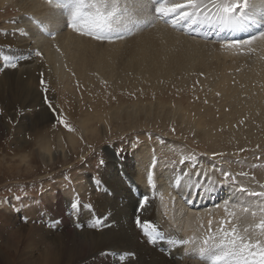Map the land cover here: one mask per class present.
I'll return each instance as SVG.
<instances>
[{"label":"rangeland","instance_id":"obj_1","mask_svg":"<svg viewBox=\"0 0 264 264\" xmlns=\"http://www.w3.org/2000/svg\"><path fill=\"white\" fill-rule=\"evenodd\" d=\"M8 8V12L1 14L0 23L4 19L12 17V8L9 4ZM3 32L4 30L0 25V34L4 35ZM214 41L216 40H213L212 44L217 45V47L220 46L218 42H215V44ZM253 54L256 55V52ZM245 55L247 57H244L242 61L231 63L223 71L219 69L220 65H212L210 69L215 71L216 75H206V73L203 74L204 72H199V70L183 74L178 72V74L175 73L168 77V79H161L162 81L157 82L152 81L150 78L147 80H137L132 75L124 76L121 80L115 78L111 80L104 79V81L103 78L94 76V83L90 84V87L94 90L91 89L89 91L83 88L84 86L80 82L76 83V81L74 82L72 80L70 81L71 87H69L73 88L75 92L77 91V95L73 96V98L76 97L75 99L72 98L69 87L62 86L64 88L62 89L61 85L58 84L53 76L49 79L45 78L44 75L43 78L48 87L47 96L54 105L62 109L68 119L70 118L68 115L70 108H79L76 116L82 117L85 113H92L93 108L98 113H102L108 111L110 107H120L127 103H134L135 101H141L142 103L161 102V104L165 105L164 109L170 106H178L181 111L189 113L193 118L191 120L192 124H188L187 122L179 123L182 119L179 116L180 114L174 116V118L170 117L165 119L163 122H159L155 117L145 123L146 125H142V122H140L136 129L129 128V125L126 126V124L116 122L113 124L116 126V130L111 128V123L107 120L104 129L103 127H99L98 120L94 118V130L87 131L84 136L80 133L79 127L74 126L76 131L73 134L80 137L83 136V143L80 138H77L78 142L75 141L72 147L66 135L68 131L63 126H57V128L53 129L54 118H51L48 124L43 122L45 127H41L47 133V138L49 137L50 151L51 153L53 152L51 160H48V156H45L41 152L38 145H36V139H33L40 131L39 124L35 125L36 132L29 129V123L38 111L39 104L45 105V93L41 90L40 85L41 78L39 80H33L35 82L30 87L26 85L27 89L31 90L29 92L34 91L32 92L33 96L25 100L22 98L23 90L21 91V87L17 85L15 79L14 82L11 81L6 86L3 83V78L5 77L0 76V264L38 263L44 244L47 241H52L54 237L60 235L62 232L61 223L58 222L59 216L56 212L60 205L59 201L62 203L64 209L63 214L66 219V224L69 228L78 231L80 234H82L81 229H84L86 226V230L91 228L89 224L98 212L96 206L101 209L99 211L100 214H108L110 200L109 179L112 174L118 177L120 168H126V164L125 160L123 165H118L114 162L113 149L107 142H115L116 147H120L123 143L127 150V143L117 139L121 136L128 137L130 141L138 135L142 141L141 145L146 146L150 144L152 147H155L157 155L161 156L162 159L166 156L177 158L173 153L168 151V148L173 146L177 150L207 154L199 157L201 162L205 164L209 162L210 154L214 151L231 154L240 148H244L246 151L240 153L239 158L246 160L247 163L237 164L233 162L230 164L231 169L234 172L241 170L250 171L255 175L257 181L264 183V168L253 169L250 167L252 163L264 162V144H261L259 151L256 150V140L264 143V126H262L264 123L261 124L258 117L252 116V111L246 112L248 107L258 104L256 102L257 96L255 95L259 92L258 90L264 89V82L259 84L256 81H249L251 83L248 82L249 85L248 83L247 85L243 84L246 81H243L242 84H240L241 82H236V85L232 88L234 91L231 89L232 93L230 89L224 91L215 85L219 81L218 78L221 79V75L218 76V74L222 73L225 76L228 75L231 78L232 76L235 78L238 69L247 65L249 56L254 58L251 54ZM251 58L248 59L249 62L252 61L253 58ZM2 73L0 71V75ZM22 80L25 81V78H22ZM222 83L223 79L220 81V86ZM254 86L255 88L258 86V90H254ZM245 90L247 92L250 91V93L244 92ZM77 96L84 101L77 100ZM67 101H70L69 104L71 106ZM23 116L26 117V120H22ZM196 123L200 125L198 128L194 127ZM120 125L122 128L118 127ZM123 125L125 126L123 127ZM173 128L175 132L172 131ZM149 132L152 134V139H149L146 135ZM157 136L164 138L166 141L165 147L162 148L160 143L156 141ZM87 144H91L98 154L102 153L104 159L107 161L106 165L99 171L96 169V161L99 156L89 158L90 166H79L77 164L80 149L83 148L85 153L88 152ZM65 145H67V148H65ZM220 148L228 151H219ZM62 149L66 157L62 156ZM151 149L149 148V151ZM66 152H70L71 154L67 155ZM108 154L110 156L109 158H112L111 161L108 160ZM256 155H261L262 160L257 161L254 159ZM131 157L133 161V154L129 152L125 159L131 161ZM225 159L235 161L237 157L229 155ZM69 164L73 165L68 170V174L71 177V185L66 188L65 171ZM225 167H229V165H225ZM95 176H99L105 181V187L108 189L107 192L96 190L93 183V177ZM240 179L243 183L248 184L246 178ZM251 186L259 190L256 184H252ZM73 191L78 193L80 197V205L76 211L71 209ZM118 193L119 191H116L114 196H117ZM222 199L216 202H220ZM105 202L107 205L104 204ZM87 204H91L92 208H85L84 205ZM213 207L211 204V208ZM102 208H106V210H102ZM132 208L134 214L137 215L134 205ZM25 218H27V222H25ZM154 223L159 225L161 231L168 233L159 219L155 218ZM78 224L82 228L77 227ZM204 224L206 225L207 223L204 222ZM34 228H39V230H34ZM89 230L94 233V228ZM11 234L12 237L10 236ZM146 242L151 246L148 241ZM147 244L145 243V245ZM153 248L160 253L169 252L167 245L164 243L159 244L158 242L157 247ZM161 248L165 250L161 251ZM89 255H84L83 257L86 256L84 260ZM181 259L183 260V256Z\"/></svg>","mask_w":264,"mask_h":264},{"label":"bare ground","instance_id":"obj_2","mask_svg":"<svg viewBox=\"0 0 264 264\" xmlns=\"http://www.w3.org/2000/svg\"><path fill=\"white\" fill-rule=\"evenodd\" d=\"M8 4L12 8L13 15L0 23L2 29L7 30L6 35L0 34V45H11L13 48L24 50L39 46L44 54L43 60L33 57L21 62L15 69L5 68L0 75L5 77L3 78V83L6 86L11 81L14 82L15 79L17 85L21 87V91L23 90L22 98L25 100L31 98L33 96L32 92L34 91L29 92L30 89L28 90L26 85L29 87L32 86L35 82L33 80H39L41 78V73H43V76L45 75V78L50 79L53 76L61 87H69L70 81L73 80L74 82L76 81V83L80 82V84L84 86L83 88L89 91L93 89L90 87V84L94 83V76L103 78L104 81V79L111 80L115 78L121 80L124 76L132 75L137 80H147L150 78L152 81L154 80L157 82L161 79H168V77L175 73L178 74V72L183 74L199 70V72H204L203 74L206 73V75H216V72L210 69L212 65H220L219 69L223 71L227 69L231 63L242 61L244 57H247L245 54H248L240 53L235 49L226 50L222 49L220 46L217 47V45L212 44V41L216 40L215 36L205 39L187 35L182 31H175L171 29L170 26L160 22H156L154 26L145 27L143 30L133 34L132 37L125 38L119 42L108 43L96 41L68 29L65 26L64 16L59 11L33 7V0H0V19L3 12L9 11ZM26 14H34L46 21H50L52 30L56 32L55 40L46 35H36V27L31 23ZM18 28H24L33 33L32 39L29 40L27 37L21 36L18 31L13 35V32ZM4 37L6 38L4 39ZM241 38L247 37L241 36ZM54 45L59 46L61 52H57ZM5 53L7 54V51ZM252 56H254V58L252 57L253 59L249 56L252 59V61L250 60L251 62L248 61V59H250L248 58L247 65L238 69V75L235 73V78H233V76L231 78V76L227 74V76L222 73L218 74V76L221 75V79L217 77L219 81L215 84L217 85L216 87L219 86L224 91L230 89L231 92L236 82H241L240 84H242L243 81H246V83H243L246 85L249 81H256L259 82V84L261 82L263 83L264 46L258 48L256 55L253 54ZM22 78H25V81H23ZM222 79L223 83L220 86V81H222ZM253 84L255 83L253 82ZM63 87L62 89H64ZM70 87L69 89L71 90L73 98V96L77 95V91L75 92V90ZM257 88L258 86H256V88L254 86V90ZM258 91L257 95H255L257 96L256 102H258V104L252 105L251 107H248L250 106L248 105V108L246 107V112L252 111L251 115L258 117L259 122L263 124L264 89ZM244 92L250 93V91L247 92L246 90ZM89 93L93 94L92 92ZM79 96H77V100H83ZM164 106L165 105L161 104V102L142 103L141 101H135L134 103H127L120 107H110L108 111L102 113H98V111L93 108L92 113H85L82 117L76 116L79 109L76 107L75 109L70 108V111H68V115L70 116L68 120L73 126L79 127L80 133L83 134V136L87 131L94 130V118L98 120L99 127H103V129L106 126V120L111 123V128L114 129L116 126L113 124L116 122L126 124V126L129 125V128L136 129L140 122H142V125H146L145 123L155 117L159 122H163L165 119L170 117L174 118V116L178 114H180L179 116L182 118L179 123L187 122L188 124H192L191 120L193 118L189 113L181 111L178 106H170L166 109H164ZM37 110L38 111L34 114L29 123V129L36 132L37 129L35 125L39 124L40 129L39 127L37 128L40 131L35 135L36 138L34 136L33 139H36L37 144H35L38 145L41 152L45 156H48V160H51L53 152L51 153L50 151L49 137L47 138V133L43 130L44 128L42 129L41 127L44 126L43 122L48 124L51 118H53V114L46 104H39ZM81 110H83V108H81ZM24 119L26 120L25 116H23L22 120ZM197 123L194 127L198 128L200 125ZM124 126L125 125H123V127ZM118 127L122 128L121 125ZM66 135L68 136L71 147L74 146L72 144L75 141L78 142L77 138L81 139V137H83L71 132H68ZM259 144L261 146V144L264 143L256 140V146ZM149 148L155 147H152L150 144L146 146L141 145L139 150L133 155V161L132 157L131 161L125 159L126 168H124V170L128 173L133 185L138 189L141 195L147 194L149 191L146 184V171L149 166L151 154ZM219 151L228 150L220 148ZM61 154L66 157L63 149L61 150ZM107 157L108 160H112V158H109V154ZM109 182L110 200L108 214H100L99 211H101V209L96 206L98 212L94 215L104 218L103 227L94 228V233H92L89 229L93 227L89 228L88 231L85 229L86 226L84 229H81L82 234L69 228L63 214L64 209L62 203L59 201L60 205L56 212L59 216L58 222L61 223L62 232L60 235L54 237L52 241H47V243L44 244L37 264H203V262L198 260L194 255H186L183 247L160 253L153 248L157 247V244H151L153 247L148 245L146 242L147 238L142 234L135 223L136 214H134L132 208L133 205L136 206L138 203V197L135 191L130 190L129 186L126 183H122L119 176L115 177L114 174L111 175ZM116 191H119V193L117 196H114ZM157 191L163 193L165 198L164 202L166 203L168 194L172 190L157 177ZM172 194L175 195V192H172ZM221 198L224 197L222 196ZM217 203H221V201ZM254 203L258 202L254 201ZM104 204H106V202ZM211 204V201H209L201 207L188 209L184 223L179 230L170 229L171 221L164 217V207L159 199L152 200L150 205L146 207L140 215L142 220L154 222L155 218L159 219L166 228V231H168V234L183 238L188 235H193L195 230V224H193L192 228H189L187 223L192 213L199 212L203 223H207L209 218L206 214L208 210L212 211L214 218H220L224 215L222 209L211 208ZM177 206H180L179 201H177ZM103 209L106 210V208H102V210ZM37 229L39 230V228ZM37 229L34 228V230ZM37 231L35 232L37 233ZM12 234L10 235L11 237ZM145 243L147 245H145ZM88 254L90 255L84 260ZM84 255L86 256L83 257ZM121 256H124V259H121ZM182 256L183 260L181 259Z\"/></svg>","mask_w":264,"mask_h":264},{"label":"snow or ice","instance_id":"obj_3","mask_svg":"<svg viewBox=\"0 0 264 264\" xmlns=\"http://www.w3.org/2000/svg\"><path fill=\"white\" fill-rule=\"evenodd\" d=\"M33 7L59 11L64 16L65 26L72 32L101 42L122 41L143 28L160 22L187 35L205 39L215 36L214 42H219L220 47L226 50L235 49L240 53L252 54L264 46V0H33ZM26 15L36 27V35H46L55 40L56 32L52 30L50 21L34 14ZM16 31L21 36L32 39L33 33L30 31L18 28L13 35ZM3 34L6 35L7 30ZM54 46L57 52H61L59 46ZM33 57L43 60L44 54L39 46L24 50L11 45H0V71L9 67L15 69L21 62ZM40 85L45 93L44 103L53 114V129L63 126L68 132L74 133L75 127L47 96L48 87L43 73ZM172 131L175 132V129ZM146 135L152 139L150 132ZM117 139L127 143V150L123 143L120 147H116L113 141L107 143L113 149L114 162L123 165L129 152L134 155L142 141L138 135L130 141L126 136ZM156 141L162 148L166 146L163 137L157 136ZM81 142L83 143L82 137ZM86 147L87 153L83 148L80 149L77 164L90 166L89 158L99 156L96 161V169L99 171L107 161L91 144ZM256 150H260V145L256 146ZM168 151L177 158L166 156L162 159L155 148L151 149L150 163L146 171V184L149 189L147 194L141 195L128 173L123 167L120 168V181L126 183L138 197L135 223L148 243H164L169 251L183 247L186 255H194L203 264H264V183L257 181L250 171L234 172L230 167L233 162L247 163L239 158V154L246 149L240 148L231 154L214 151L207 164L202 163L199 158L207 154L177 150L174 146L169 147ZM229 155L237 159L226 160ZM254 159L261 161L262 157L256 155ZM72 167L69 164L65 171L66 188L71 185L68 170ZM250 167L264 168V162L252 163ZM157 177L172 190L166 203L163 193L157 191ZM240 178H246L248 184L243 183ZM93 183L97 191H108L105 181L99 176L93 177ZM252 184H256L259 190L253 188ZM222 196L224 198L221 203H217ZM155 199L162 202L163 215L171 221L170 229L179 230L188 209L201 207L209 201L214 208L222 209L224 215L214 218L212 211L208 210L206 214L209 218L205 225L199 212L192 213L187 223L189 228L195 224L193 235L180 238L161 231L159 225L150 220L141 219L140 213ZM79 205V194L73 191L71 209L76 211ZM84 207L91 209L92 205L87 204ZM103 224V217L94 216L89 227L101 228ZM77 227L81 225L78 224ZM164 250L161 248V251Z\"/></svg>","mask_w":264,"mask_h":264}]
</instances>
